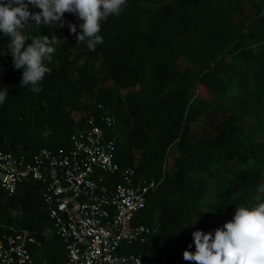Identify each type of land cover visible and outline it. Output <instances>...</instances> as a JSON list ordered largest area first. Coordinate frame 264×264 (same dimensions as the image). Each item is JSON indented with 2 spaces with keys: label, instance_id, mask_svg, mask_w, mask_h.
Masks as SVG:
<instances>
[{
  "label": "trees",
  "instance_id": "16d2710c",
  "mask_svg": "<svg viewBox=\"0 0 264 264\" xmlns=\"http://www.w3.org/2000/svg\"><path fill=\"white\" fill-rule=\"evenodd\" d=\"M123 8L101 22L104 42L95 50L72 33L62 41L78 18L71 13L63 27L23 30L59 39L39 93L19 86L23 70L3 54L10 38L0 33V91L9 92L0 104V149L34 155L69 148L84 123L80 114L106 105L118 118L109 130L118 138L117 162L135 168L137 179L160 182L134 219L158 233L130 251L194 264L183 259L185 250L195 252L192 234L215 232L208 225L191 231L196 222L212 208L231 215L251 206L264 185V0H126ZM52 225L39 182L23 183L10 197L0 187V230L29 229L44 241L48 263L60 264L63 241L42 235Z\"/></svg>",
  "mask_w": 264,
  "mask_h": 264
},
{
  "label": "built area",
  "instance_id": "2783aa9c",
  "mask_svg": "<svg viewBox=\"0 0 264 264\" xmlns=\"http://www.w3.org/2000/svg\"><path fill=\"white\" fill-rule=\"evenodd\" d=\"M81 118L83 126L71 135L69 148H44L34 155L0 149L2 191L10 197L23 183L41 184L53 224L42 235L63 241L66 256L60 264H168L166 257L130 251L158 233L134 219L160 182L137 179L135 168L122 169L117 162L118 138L109 133L118 124L113 110L99 103ZM43 249L44 241L27 228L0 230V264H48L40 263Z\"/></svg>",
  "mask_w": 264,
  "mask_h": 264
},
{
  "label": "clouds",
  "instance_id": "9594fccd",
  "mask_svg": "<svg viewBox=\"0 0 264 264\" xmlns=\"http://www.w3.org/2000/svg\"><path fill=\"white\" fill-rule=\"evenodd\" d=\"M125 4L126 0H0V33L10 38L3 54L11 55L14 69L23 70L19 86H30L34 93L42 91L40 84L51 72L45 62L52 61L54 45L59 41L55 35H25L23 30L29 24L58 23L63 27L64 14L71 13L80 21L78 34L77 25L68 24L77 44L86 42L95 50L104 42L101 22L119 16ZM29 5L40 11L31 12ZM28 40L31 43L26 45ZM8 95L6 87L0 91V104ZM253 200L251 206H238L233 218L214 234L195 231V252L185 250L183 259L194 264H264V185L257 186Z\"/></svg>",
  "mask_w": 264,
  "mask_h": 264
},
{
  "label": "rangeland",
  "instance_id": "374dc122",
  "mask_svg": "<svg viewBox=\"0 0 264 264\" xmlns=\"http://www.w3.org/2000/svg\"><path fill=\"white\" fill-rule=\"evenodd\" d=\"M249 15L250 17L254 16V12L249 9ZM258 23H260L259 19L256 20ZM79 20L76 17H73V23H78ZM71 32L70 29H64L62 30V41H65L69 36H70ZM203 93V92H202ZM83 113L80 114V116L82 117ZM254 119L251 118V120H249V123H253ZM198 124L197 123H193L191 125V129L192 131H196L198 130ZM177 156V149L176 147H173L170 149L169 154H168V163H167V169L171 171L172 167H173V161L175 160V157ZM216 186V182H212L211 183V193L214 192V188ZM235 211H232L231 215H228L227 213L218 210V209H210L207 210V212L205 213L204 217L200 220H198L195 224L194 227H192V230H196L199 226L201 225H208L212 230H216L219 227H223L224 223L226 221H229L233 218ZM25 220V219H24ZM42 257H44V255L42 254Z\"/></svg>",
  "mask_w": 264,
  "mask_h": 264
},
{
  "label": "crops",
  "instance_id": "0c3cea01",
  "mask_svg": "<svg viewBox=\"0 0 264 264\" xmlns=\"http://www.w3.org/2000/svg\"><path fill=\"white\" fill-rule=\"evenodd\" d=\"M52 236V235H51ZM50 238V237H49ZM43 251H41L40 253H38V257L40 258V261H45L48 263L47 259H45V257H42ZM49 264V263H48Z\"/></svg>",
  "mask_w": 264,
  "mask_h": 264
}]
</instances>
